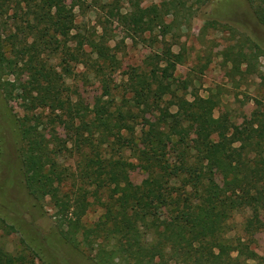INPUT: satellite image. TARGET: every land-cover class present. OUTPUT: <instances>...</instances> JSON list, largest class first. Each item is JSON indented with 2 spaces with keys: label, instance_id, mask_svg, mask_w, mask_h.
Wrapping results in <instances>:
<instances>
[{
  "label": "trees",
  "instance_id": "1",
  "mask_svg": "<svg viewBox=\"0 0 264 264\" xmlns=\"http://www.w3.org/2000/svg\"><path fill=\"white\" fill-rule=\"evenodd\" d=\"M173 2L152 6L145 30L170 28ZM88 4L0 0V89L7 97L17 92L26 110L18 169L35 206L50 198L55 209L48 237L25 227L21 214L0 213V228H16L23 244L11 252L0 235V264H59L56 248L68 247L91 264H264L248 240L227 236L234 214L264 196V110L252 113L235 145L230 116L215 115L219 100L187 97L174 76L181 54L169 46L116 84L108 73L118 60L107 51L109 33L71 35L76 7ZM254 13L264 27V0ZM81 63L105 80L92 102L68 83ZM40 109L54 113L49 137ZM53 124L68 126L70 139ZM75 151V167L66 166L61 159ZM3 155L0 138V163ZM130 159L147 172L138 183ZM94 208L102 213L89 226L84 217ZM255 224L262 226L250 219L247 230Z\"/></svg>",
  "mask_w": 264,
  "mask_h": 264
},
{
  "label": "rangeland",
  "instance_id": "2",
  "mask_svg": "<svg viewBox=\"0 0 264 264\" xmlns=\"http://www.w3.org/2000/svg\"><path fill=\"white\" fill-rule=\"evenodd\" d=\"M167 1L172 0H141L137 6V0H88L89 7H76L77 28L71 35L77 31L94 36L105 31L109 33L107 51L116 52L118 60L114 70L108 73L119 85L127 80L131 68L143 65L148 56L163 53L169 46L174 53L181 54L182 61L174 76L184 87L187 97L199 93L218 99L215 115L228 113L234 123L231 137L238 146L247 136V123L252 113L264 110V27L254 13L257 0H174L170 5L171 14L165 18L171 27L145 30L151 19V7L157 5L161 10ZM89 67L84 63L74 67L76 74L68 82L86 102H92L105 86V80L93 74ZM115 93L118 95V91ZM171 109L176 111V107ZM36 113L48 121L44 134L49 137L54 113L50 109H40ZM25 114L24 99L18 97L17 92L7 97L0 89V138L4 149L0 163V213L21 214L25 227L31 223L42 236L48 237L55 231L53 202L46 198L41 202L42 209L36 207V201L22 184L18 169L23 146L18 127ZM53 126L57 134L70 139L68 126ZM76 153H67L61 161L74 168ZM130 160L136 165L130 172L131 177L138 183L147 172L137 161ZM101 213L102 210L94 208L84 217V222L93 226ZM255 218L261 221V228L255 224L248 231L246 224ZM229 223L228 237L248 240L251 247L264 256V196L252 207L235 213ZM0 235L9 251L17 253L23 249L22 237L16 228H0ZM68 249L70 254L57 252L56 248V254L62 256L59 264H91L72 251L74 249Z\"/></svg>",
  "mask_w": 264,
  "mask_h": 264
}]
</instances>
